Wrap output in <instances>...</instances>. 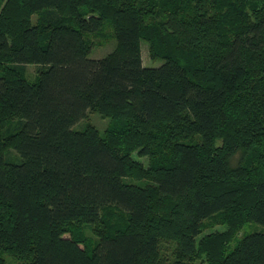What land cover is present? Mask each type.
<instances>
[{
  "label": "trees",
  "instance_id": "16d2710c",
  "mask_svg": "<svg viewBox=\"0 0 264 264\" xmlns=\"http://www.w3.org/2000/svg\"><path fill=\"white\" fill-rule=\"evenodd\" d=\"M141 40L159 66L143 65ZM89 111L117 122L72 129ZM247 222L262 229L228 250ZM214 224L226 229L197 238ZM6 254L264 264V0H0Z\"/></svg>",
  "mask_w": 264,
  "mask_h": 264
},
{
  "label": "rangeland",
  "instance_id": "374dc122",
  "mask_svg": "<svg viewBox=\"0 0 264 264\" xmlns=\"http://www.w3.org/2000/svg\"><path fill=\"white\" fill-rule=\"evenodd\" d=\"M95 41V40H94ZM97 43V42H96ZM92 44L90 53L88 55L89 58H100L105 56L107 53H109L112 48L114 47V41L113 40H108L104 44ZM140 48H141V58H142V63L144 66L148 67H157L162 63V59L156 56H152L148 47V44L146 41L141 40L140 42ZM25 69V76L29 81H34L36 76H37V66L34 64H26L24 66ZM117 122L115 119H113L110 115L108 114H102L98 111H89L87 112L86 116L82 119H80L78 122H76L73 126L72 129L74 130H80L84 128L87 125H91L95 127L96 129L99 130L100 133H103L105 129L110 127L112 124ZM14 154V152H12ZM132 157L140 162H142L145 166L148 163V158L146 156H139L137 155L136 151L132 152ZM240 157V153L237 152L232 158H231V164L234 165L238 162ZM226 229V226L224 224H214L208 227H205L202 231V233L197 237L200 238L202 234H208L214 231L220 232L224 231ZM262 229V226L257 223L253 222H247L245 223L239 231L235 234V237L233 240L230 242L228 246V250L232 249L236 241L245 234L252 233L255 231H260ZM86 233L90 235V228L87 227V230L85 229ZM166 249V250H165ZM164 253L165 255H169V250L172 249V246L168 243L167 247H165ZM168 252V254H167ZM5 264H16V261L14 257L5 255Z\"/></svg>",
  "mask_w": 264,
  "mask_h": 264
}]
</instances>
